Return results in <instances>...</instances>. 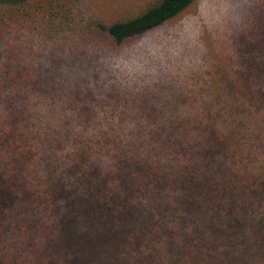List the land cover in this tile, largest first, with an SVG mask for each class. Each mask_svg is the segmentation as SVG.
Masks as SVG:
<instances>
[{"label":"rangeland","instance_id":"374dc122","mask_svg":"<svg viewBox=\"0 0 264 264\" xmlns=\"http://www.w3.org/2000/svg\"><path fill=\"white\" fill-rule=\"evenodd\" d=\"M58 1L67 19L50 28L40 22L27 27L29 32L0 33V65L13 54L11 66H24L36 79L30 101L41 131L39 164L59 187L61 206L52 221L57 231L43 251L45 263L54 264L58 255L65 264H133L140 239L158 234L159 264H264V190H235L259 206L244 227L218 204L182 187L206 147L192 125L205 120V107L224 81L230 86L238 72H248L251 28L264 15V0H194L169 20L118 42L106 39L108 24L150 0ZM246 86L255 84L248 78ZM72 126L115 139L125 150L139 148L131 151L145 155L168 180H155L139 204L135 198L117 200L115 210L89 205L62 185L76 174L75 162L83 161L70 154L81 138ZM156 134L160 140L152 139ZM174 139L185 147L178 159L162 154L164 141ZM114 155V147L103 143L92 152L93 165L125 173ZM259 170L264 173V165L252 172ZM175 177L179 182L170 188ZM229 178L237 186L236 170Z\"/></svg>","mask_w":264,"mask_h":264},{"label":"trees","instance_id":"16d2710c","mask_svg":"<svg viewBox=\"0 0 264 264\" xmlns=\"http://www.w3.org/2000/svg\"><path fill=\"white\" fill-rule=\"evenodd\" d=\"M193 1L150 0L130 6L108 24L105 37L112 42L122 41L169 20ZM64 18L68 14L58 0H0V33L29 32L27 27L34 28L40 22L41 26L50 28ZM254 24L249 41L253 57L247 61L248 72H238L230 86L223 78L224 83L205 107V120L192 125L195 131L200 130L197 132L206 147L200 153L203 154L201 163L190 168L182 184L198 200L221 206L244 227L251 224L254 217L251 213L259 206L244 196L243 191L236 194L235 190L238 187L249 192L264 190V173L252 172L264 165V15ZM12 55L0 65V264H47L43 251L56 236L52 221L61 206L60 194L56 191L59 187L49 182L39 164L41 131L36 125L34 102L30 101V94L34 95L37 90L36 79L24 66L12 67ZM248 78L255 84L253 89L246 86ZM226 97L229 100L222 101ZM85 125L87 128L88 124ZM145 129L152 132L149 125ZM143 130L140 124L139 133ZM72 132L81 138L79 148L76 146L70 154L83 161L75 162L76 174L62 185L89 205L105 204L115 210L117 200L126 204L135 198L138 202L134 203L139 204L142 191L157 180H168L151 166L145 155L140 152L134 155L131 151L139 148L125 150L115 139L82 134L74 126ZM146 137L151 138L148 134ZM153 138L160 140L158 135ZM164 142L162 154L168 158L178 159L177 155L185 153L181 139ZM103 143L114 147L119 166L127 168L125 173L93 165L92 152L103 147ZM138 144L148 150L146 142L139 140ZM115 146L120 150H115ZM233 170H236L237 186L231 185L230 178L226 179ZM178 182L179 178L175 177L172 185L170 182L168 185L172 188ZM161 244V235L142 237L130 261L159 264L158 260H163ZM53 260L54 264H65L58 255Z\"/></svg>","mask_w":264,"mask_h":264}]
</instances>
